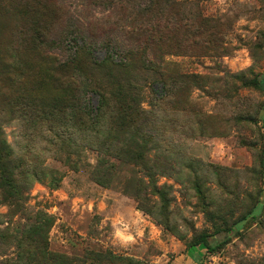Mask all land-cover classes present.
Returning <instances> with one entry per match:
<instances>
[{"label": "rangeland", "instance_id": "374dc122", "mask_svg": "<svg viewBox=\"0 0 264 264\" xmlns=\"http://www.w3.org/2000/svg\"><path fill=\"white\" fill-rule=\"evenodd\" d=\"M176 1L199 4L205 19L199 25L184 6L178 24L192 31L166 33L164 74L182 79L164 103L154 105L167 95L162 83L152 84L155 73L134 77L143 86L142 108L155 120L138 131L140 163L115 153L126 137L106 122L83 131L0 113L7 142L25 164L19 207L0 191V264L39 258L44 240L71 258L96 250L118 259L105 264H264V93L253 86L261 78L264 84V0ZM47 4L57 8L52 31L62 46L60 55L49 54L63 60L91 43L94 58L106 56L115 11L89 0ZM9 42L2 32L0 55ZM256 204L255 219L236 223ZM40 213L52 223L35 234Z\"/></svg>", "mask_w": 264, "mask_h": 264}, {"label": "trees", "instance_id": "16d2710c", "mask_svg": "<svg viewBox=\"0 0 264 264\" xmlns=\"http://www.w3.org/2000/svg\"><path fill=\"white\" fill-rule=\"evenodd\" d=\"M43 1L46 3L40 0H0V34L7 32L10 40L8 48L2 49L0 55V113L17 115L30 126L48 123L52 128L70 124L83 131L100 129L106 122L111 132H121L126 137L127 143L115 153L140 163L143 157L137 145L138 131L153 128L155 120L150 111L142 108L143 86L134 77L140 72L155 73L157 78L152 84L162 83L167 95L154 98V105L158 107L168 99L170 90L177 87L182 78L177 74L173 78L164 74L166 33L168 30H191V24H178L185 20L181 9L184 6L194 10V18L202 25L205 18L200 5L195 2L182 4L176 0H89L93 7L116 12L114 29L109 28L108 35L104 36L106 56L101 60L94 58L93 47L87 43L76 46L63 60H57L49 54L60 55L58 51L62 48L58 36L52 31L56 25L57 8H53L54 4H47V0ZM35 53H39L41 62L26 60L29 54ZM48 59L51 61L39 64ZM97 72L103 76L98 78ZM262 80H254L253 86L264 93ZM92 97L97 98L95 105L91 103ZM23 168L25 164L15 157L0 126V191L15 207L20 205L22 187L17 176ZM259 205L256 204L236 223L249 217L255 219ZM38 215L42 224H33L35 234L52 223L47 214ZM202 243H205L204 238L196 245ZM43 245L41 256H29L26 264L58 261L63 264L83 261L85 264H105L106 257L118 261L111 254L104 255L96 250L88 251L79 260L51 251L46 240ZM127 262L144 264L131 258Z\"/></svg>", "mask_w": 264, "mask_h": 264}]
</instances>
